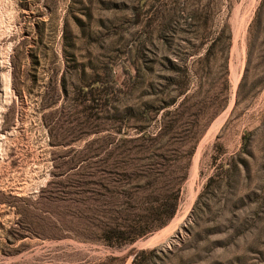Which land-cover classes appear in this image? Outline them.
<instances>
[{"label": "rangeland", "instance_id": "1", "mask_svg": "<svg viewBox=\"0 0 264 264\" xmlns=\"http://www.w3.org/2000/svg\"><path fill=\"white\" fill-rule=\"evenodd\" d=\"M140 250L264 264V0H0V264Z\"/></svg>", "mask_w": 264, "mask_h": 264}, {"label": "trees", "instance_id": "2", "mask_svg": "<svg viewBox=\"0 0 264 264\" xmlns=\"http://www.w3.org/2000/svg\"><path fill=\"white\" fill-rule=\"evenodd\" d=\"M218 6L215 5V6H212L213 10H215ZM255 20V19H254ZM253 24V23H252ZM253 26V25H252ZM116 233L118 234H121L122 235V232H117ZM146 253L145 250H140L138 251V253H136V255L133 257L132 259V264H142L143 261H144V254ZM102 264H107L105 262H102Z\"/></svg>", "mask_w": 264, "mask_h": 264}]
</instances>
